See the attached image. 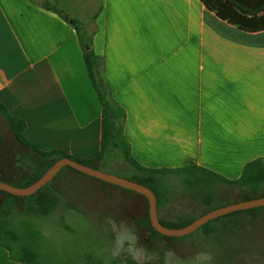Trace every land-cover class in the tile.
Returning <instances> with one entry per match:
<instances>
[{
	"label": "crops",
	"instance_id": "1",
	"mask_svg": "<svg viewBox=\"0 0 264 264\" xmlns=\"http://www.w3.org/2000/svg\"><path fill=\"white\" fill-rule=\"evenodd\" d=\"M226 1L0 0V102L40 149L83 159L100 153L103 108L77 20L95 31L94 49L141 165L192 162L238 180L264 159V30L225 19L218 8ZM227 247L224 264H235ZM220 263L213 252L211 264ZM0 264L29 263L0 246Z\"/></svg>",
	"mask_w": 264,
	"mask_h": 264
},
{
	"label": "rangeland",
	"instance_id": "2",
	"mask_svg": "<svg viewBox=\"0 0 264 264\" xmlns=\"http://www.w3.org/2000/svg\"><path fill=\"white\" fill-rule=\"evenodd\" d=\"M0 135L13 152H29L15 139L1 111ZM97 166L100 170L134 181L142 175L122 158L109 159L106 156L97 162ZM192 172L160 174L155 181L148 183V187L157 193L161 222L174 226L172 228H178L205 212L243 201L247 196L264 194V182L251 187L215 180L212 175L199 170ZM56 176L54 181L61 188L57 192L59 202L49 213L27 212L17 203L8 206L10 198L0 192V207L8 209L7 217L24 232L25 239L28 237L23 220H29L33 224L32 229L40 233L34 243L44 264H85L89 255L102 258V264H105L107 250L111 246L110 234L105 231L109 217L134 223L143 242L152 244L147 231L136 224L137 219L146 214L145 197L140 193L75 171L69 166L63 167ZM28 199L23 201L27 203ZM212 220L217 229L210 237L202 225L175 241H160L173 247L179 256L189 257L197 251H206L212 256L214 252L217 261L223 258L224 247L230 245L235 264H264V231L256 232V227H253L264 226V206L255 207L250 214L235 211ZM189 239L193 244L186 248L182 242ZM214 243L216 248L212 247ZM128 259L122 256L115 264H127Z\"/></svg>",
	"mask_w": 264,
	"mask_h": 264
},
{
	"label": "trees",
	"instance_id": "3",
	"mask_svg": "<svg viewBox=\"0 0 264 264\" xmlns=\"http://www.w3.org/2000/svg\"><path fill=\"white\" fill-rule=\"evenodd\" d=\"M44 6L61 13L58 8L49 2H45ZM218 10L225 19L237 25L242 30L248 32L264 30V0H227L221 5V7L218 8ZM68 20L70 21V19ZM73 25L78 31L87 70L98 93L103 108L101 151L94 158L83 159L74 157L60 149L42 150L26 138L25 121L10 112L0 102V111L5 115L12 134L19 144L22 147L28 149L26 151H29L26 153L13 152V148H8L6 144L3 143V137L0 135V180L19 187H27L37 181L58 159L62 157H70L85 165L98 168L97 162L108 156L109 159L122 158L130 162L135 167V169L142 174L140 175L141 177H139V180L135 181L143 183L147 186L148 183L155 181L160 174L175 173L180 171L192 172L196 170L212 175L215 180L230 182L238 185L246 184L248 186L254 187L264 182V159H257L250 162L246 166L242 177L234 181H230L211 170L198 167L192 162L188 163L184 167L176 169L148 168L141 165L133 157L131 152V144L125 135V123L127 118L126 110L114 98L110 85L103 75V58L100 57L94 49L93 37L95 31L90 32L86 26L78 23L77 20L73 22ZM69 167L80 172L71 166ZM248 175L249 179L245 180ZM56 177L57 176H55L49 183L39 189L36 193L28 196L15 195L4 190H0V192L6 195L8 199L10 198L8 200V206H12L13 203H17L23 210H26L27 212L49 213L55 206H57L59 202V196L57 195V192H59L61 188L59 184H56V181H54ZM260 196H264V194ZM260 196H247L244 198V200L257 198ZM25 198H29L27 203L23 201ZM145 202L146 214L139 217L136 221V224L140 228H144L147 231L149 242L161 243L162 241L160 240L163 239H169L173 241L177 240L179 237L163 235L152 226L149 215V203L146 198ZM254 209L255 208L238 210V212L250 214V212ZM7 211V208L0 207V246L8 248L13 260L22 261L29 264H44L41 261V252L34 243V241L40 237V233L32 229L33 224L29 220H23L22 223L25 226L24 229L28 237V240H26L24 237V232L19 230L18 227L13 223V220L7 217V215H9ZM192 221L181 224L180 227L185 226ZM213 221L214 220H211L203 225L204 232L209 237L213 235L217 229V226L215 227L212 224ZM162 223L167 227H174L172 225L165 224L164 222ZM165 245L168 244L166 243ZM227 252L228 247L225 246L224 253L222 255L223 258L220 261L221 264L225 263L224 259L227 256ZM86 260L87 261L85 264H102V258H95L92 255L87 256ZM127 264H132L130 259H128Z\"/></svg>",
	"mask_w": 264,
	"mask_h": 264
},
{
	"label": "water",
	"instance_id": "4",
	"mask_svg": "<svg viewBox=\"0 0 264 264\" xmlns=\"http://www.w3.org/2000/svg\"><path fill=\"white\" fill-rule=\"evenodd\" d=\"M71 166L85 174L90 176L102 179L104 181L116 184L118 186L134 190L140 194H142L149 203V215L151 219L152 226L160 233L170 237H180L187 234H190L197 230L202 225L208 223L214 218L220 217L222 215L235 212L238 210H245L255 207L264 206V196L257 197L253 199L239 201L237 203L229 204L214 210L207 212L206 214L201 215L200 217L193 220L191 223L178 227L172 228L164 225L158 215V198L154 190L143 183H139L134 180L126 179L120 177L118 175L100 170L95 167H91L80 163L79 161L70 158V157H62L58 159L37 181L32 183L27 187H19L8 183L6 181L0 180V190L7 191L9 193L20 195V196H28L36 193L39 189L44 187L47 183H49L58 173L59 171L65 167Z\"/></svg>",
	"mask_w": 264,
	"mask_h": 264
},
{
	"label": "clouds",
	"instance_id": "5",
	"mask_svg": "<svg viewBox=\"0 0 264 264\" xmlns=\"http://www.w3.org/2000/svg\"><path fill=\"white\" fill-rule=\"evenodd\" d=\"M105 231L110 234L111 246L107 250L105 264H115L122 256H127L132 264H211L212 256L206 251H197L189 257L177 255L171 246L153 242H143L137 226L126 220L109 217ZM183 245L191 247L193 240H185Z\"/></svg>",
	"mask_w": 264,
	"mask_h": 264
}]
</instances>
